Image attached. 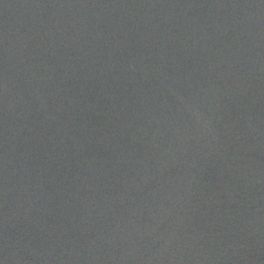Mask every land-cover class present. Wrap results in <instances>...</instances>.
<instances>
[{
  "label": "water",
  "instance_id": "1",
  "mask_svg": "<svg viewBox=\"0 0 264 264\" xmlns=\"http://www.w3.org/2000/svg\"><path fill=\"white\" fill-rule=\"evenodd\" d=\"M0 264H264V0H0Z\"/></svg>",
  "mask_w": 264,
  "mask_h": 264
}]
</instances>
